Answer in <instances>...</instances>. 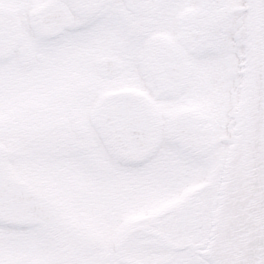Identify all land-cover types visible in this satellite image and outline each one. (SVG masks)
I'll use <instances>...</instances> for the list:
<instances>
[{"label": "snow or ice", "instance_id": "6c2138e0", "mask_svg": "<svg viewBox=\"0 0 264 264\" xmlns=\"http://www.w3.org/2000/svg\"><path fill=\"white\" fill-rule=\"evenodd\" d=\"M0 264H264V0H0Z\"/></svg>", "mask_w": 264, "mask_h": 264}]
</instances>
